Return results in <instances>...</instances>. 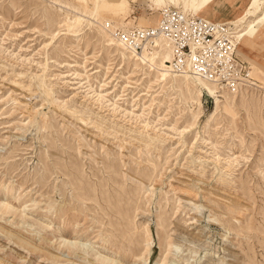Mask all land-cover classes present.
<instances>
[{
  "label": "rangeland",
  "instance_id": "obj_1",
  "mask_svg": "<svg viewBox=\"0 0 264 264\" xmlns=\"http://www.w3.org/2000/svg\"><path fill=\"white\" fill-rule=\"evenodd\" d=\"M108 1L97 21L95 1L0 0V264H264V91L212 117L99 24L178 6ZM243 43L264 86V49Z\"/></svg>",
  "mask_w": 264,
  "mask_h": 264
},
{
  "label": "bare ground",
  "instance_id": "obj_2",
  "mask_svg": "<svg viewBox=\"0 0 264 264\" xmlns=\"http://www.w3.org/2000/svg\"><path fill=\"white\" fill-rule=\"evenodd\" d=\"M89 1H95L94 10L93 12H91L90 16H92L93 19H97V21H99L98 14L100 10L101 9L107 10L108 8H110V6L113 5L108 0H87V3ZM246 1H247V4L243 7L241 11L236 10V12L230 18H226L225 15L227 12V8H231L233 11H235V7H233V4L235 5L237 1L232 2L231 5H229V7L227 6L226 8H221L217 4V0H152V2L155 5H159L162 3H168L169 5H172V4L177 5L178 8L181 9L184 13L181 10L179 9L178 10L185 16L191 15L190 13L192 12V13L202 16V18L207 21L226 23V24L232 25L233 26L232 29L234 33V43L236 45V53H237L238 47L240 46L242 42L245 43L244 48L248 47L247 49H250V50L254 48L264 49V0H246ZM115 6L116 7H115L114 13L116 15H124L126 14V12H128L126 0H120L118 4H115ZM168 7L172 8V6H163L159 8L158 11L163 10ZM158 18H159V13H157L156 15H153L149 19V21L147 20L144 21L147 23L148 26H141L138 21L136 22L137 24L134 23V24L126 25V26H122L121 24L120 25L114 24L113 22H108L106 20L100 21L99 24L103 28L104 34H106V37H107L106 45L108 47L110 46L116 49L124 63L134 62L136 66L152 67L153 70H156L160 82L171 83L172 88L179 89L180 92L187 91L193 94V96L195 94V97H193L192 99L196 102V105L198 104L199 106H201V98L204 95L210 98H213L214 103H215V110H214V113L211 115L212 117L216 116L222 107H224V109L225 107H231L230 105L231 103H229V100L230 99L232 100L233 97H230V96H232L233 94L237 95L238 91L236 90L227 91L225 90L226 88L224 87H221L222 89L221 90L219 89L220 87L217 88L218 86H216L215 83H212L196 75L193 72L185 71L183 73H179V72L174 71L171 65L172 47L169 44V42L165 40L164 38L162 37L155 38L151 42V44H146L144 46L141 54H138L128 49L127 46L122 41H120L116 36L117 30L125 31L130 27H138V28L154 27L158 21ZM81 21H82V18L76 17L73 21L68 20L66 22V26L69 29H73L75 26L79 25ZM89 24L94 25L93 22H89ZM237 55L240 56L238 53ZM243 60L245 59L243 58ZM245 61L248 62L247 60ZM249 66H250V76L252 79L250 80L248 86H253V87H256V89L258 90L264 91V86H261L260 84L257 83L256 79L253 76V69L250 64ZM236 95H233V96H236ZM102 122L103 121L101 120V123ZM143 141L146 147L150 146L148 140L147 141L143 140ZM188 193L190 194L191 192H188Z\"/></svg>",
  "mask_w": 264,
  "mask_h": 264
},
{
  "label": "built area",
  "instance_id": "obj_3",
  "mask_svg": "<svg viewBox=\"0 0 264 264\" xmlns=\"http://www.w3.org/2000/svg\"><path fill=\"white\" fill-rule=\"evenodd\" d=\"M232 25L184 15L178 9L159 11L154 27L117 30L128 49L141 54L146 44L162 37L172 47L174 71L193 72L218 87L235 91L248 86L250 66L236 53Z\"/></svg>",
  "mask_w": 264,
  "mask_h": 264
},
{
  "label": "crops",
  "instance_id": "obj_4",
  "mask_svg": "<svg viewBox=\"0 0 264 264\" xmlns=\"http://www.w3.org/2000/svg\"><path fill=\"white\" fill-rule=\"evenodd\" d=\"M136 5V4H135ZM163 6H167V5H163ZM163 6H161V7H163ZM139 7V6H138ZM134 8V7H133ZM135 9V8H134ZM142 10V9H141ZM232 9L231 8H227V12H226V15H225V17L226 18H230L235 12H236V10L235 11H231ZM134 12V11H133ZM132 12V13H133ZM145 14L144 13V11H142L140 14H137V16H140L141 14ZM145 15H148V14H145ZM131 16H132V14H131ZM238 49H239V47H238ZM253 69V68H252Z\"/></svg>",
  "mask_w": 264,
  "mask_h": 264
}]
</instances>
